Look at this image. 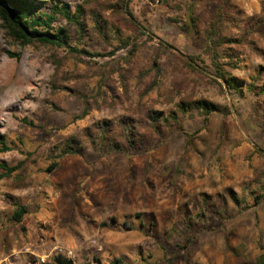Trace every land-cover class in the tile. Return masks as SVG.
Wrapping results in <instances>:
<instances>
[{
	"label": "rangeland",
	"instance_id": "374dc122",
	"mask_svg": "<svg viewBox=\"0 0 264 264\" xmlns=\"http://www.w3.org/2000/svg\"><path fill=\"white\" fill-rule=\"evenodd\" d=\"M38 1L74 8L87 0ZM219 3L207 0L205 10L211 13ZM229 7L236 17L264 23V0H229ZM129 10L178 51L162 50L158 39L108 12L123 35L141 46L125 85L117 71L125 70L126 51L77 62L64 50L9 43L0 21V134L12 148L0 153V165L14 167L26 151L39 153L24 181H0V264H44L56 255L72 257L74 264H255L262 254L264 198L255 205L251 197L240 204L234 197L245 201L246 188L264 185V100L246 89L240 96L214 85L209 61L195 62L206 73L191 71L184 61L207 57L205 42L186 35L160 0H133ZM259 32L262 37L254 36L246 50L253 68L264 66V24ZM86 44L92 52L112 51L98 38ZM241 79L250 84L247 76ZM55 81L89 96L103 81L111 83L120 103L102 104L78 119L86 104L69 92H54ZM187 100L209 101L221 112L210 116L206 129L198 110L170 126L142 115V106L166 116ZM130 115L139 132L133 144L121 128L108 130L104 144L98 133L93 141L85 136L100 122ZM72 135L82 140L83 154L66 157L49 172L50 151ZM14 204L29 207L21 224L12 220Z\"/></svg>",
	"mask_w": 264,
	"mask_h": 264
},
{
	"label": "trees",
	"instance_id": "16d2710c",
	"mask_svg": "<svg viewBox=\"0 0 264 264\" xmlns=\"http://www.w3.org/2000/svg\"><path fill=\"white\" fill-rule=\"evenodd\" d=\"M98 2V7L93 6L94 2ZM133 0H108L107 3H100L99 0H87L82 4L76 5L74 8L68 3L54 1L51 5L45 6L46 2L38 0H0V21L4 32V38L9 43L20 46L40 45L64 50L73 56V60L77 62L92 63L95 58L113 57L120 51H126L123 57L125 69L121 73L117 71L120 83L131 78L135 68L134 63L141 51V46L134 41L133 38L124 36L121 28L116 26L112 20L119 23L125 21L128 24L135 25L142 35L148 36L151 40L158 39L159 46L162 50L169 49L178 51L174 46L159 39L152 31L135 18L130 12L129 6ZM169 10L175 14L174 22L183 24L181 30L192 38H200L205 42L204 59L202 55L188 56L184 61L186 66L195 73L205 72L196 61L207 64L211 72L208 74L214 85L224 88L232 93L243 96L246 89L249 93L264 100V66L259 65L253 68L247 62L246 50L252 46L257 40L253 37L257 34L261 38L259 32L260 25L263 20L257 21L256 16L248 18L236 17L232 14L229 7V0H220L217 9L211 13L207 12V0H176L174 5L169 1L160 0ZM111 12L115 15L114 19L107 16ZM88 20H92L93 24L89 25ZM114 20V21H115ZM98 38L107 47H111L110 52H92L88 49L87 40ZM114 44V45H113ZM12 58L18 57L15 53H9ZM153 67L158 75H161L162 68L158 59H155ZM247 76L250 84H246L241 77ZM111 83L102 82L97 92L93 96H89L78 89L69 87H61L56 81L53 83V91L69 92L82 99L86 104L82 117L84 119L91 115L93 110H97L102 104H110L111 106L120 103V96L116 89L110 85ZM126 90V89H124ZM110 98V100L107 99ZM119 100V101H117ZM96 105L94 109V105ZM142 108V115L146 120L168 126L173 123L179 124L181 116L191 114L194 110H198L204 116L205 126L209 122L210 116L215 112H221L219 106L206 101H182L177 105L176 111L163 115L152 108ZM32 127L42 128V125L27 122ZM134 117L132 115L125 116L114 121H103L95 125L88 133L85 134L90 140L95 134H100V143L104 144L107 140L106 132L115 128H121L125 132V136L130 144L136 142L139 132L133 125ZM135 136V138H131ZM192 137V135H189ZM93 141V140H92ZM0 153H6L12 150L9 146L5 135L0 134ZM84 147L82 140L77 135L69 136L63 139V142L50 151L51 163L48 167L49 172H53L59 166V162L68 156L82 155ZM39 158V153L26 151V157L16 166L12 167L7 163H2L0 168L5 174L0 175V181L4 178L14 179L16 182L25 180L24 173L30 165ZM260 183L254 180L253 184ZM262 184V183H260ZM258 185L255 190L246 188L243 191L245 201L234 199L238 204L246 203L248 197L253 198L255 205H259L260 199L264 198V185ZM259 194V196H257ZM29 207L27 205L14 204L12 220L17 224L24 221L25 215L28 214ZM1 216V213H0ZM144 226V225H142ZM44 264H74L72 260L67 259L63 255H56ZM114 264H125L123 260L116 259ZM255 264H264V247L262 254L256 258Z\"/></svg>",
	"mask_w": 264,
	"mask_h": 264
},
{
	"label": "built area",
	"instance_id": "2783aa9c",
	"mask_svg": "<svg viewBox=\"0 0 264 264\" xmlns=\"http://www.w3.org/2000/svg\"><path fill=\"white\" fill-rule=\"evenodd\" d=\"M71 256V255H70ZM69 259H72V257H69Z\"/></svg>",
	"mask_w": 264,
	"mask_h": 264
}]
</instances>
